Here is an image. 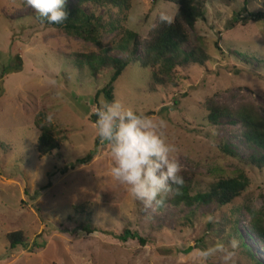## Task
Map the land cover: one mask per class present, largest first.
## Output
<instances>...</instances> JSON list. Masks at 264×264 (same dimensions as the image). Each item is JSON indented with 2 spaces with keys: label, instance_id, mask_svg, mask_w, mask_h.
I'll list each match as a JSON object with an SVG mask.
<instances>
[{
  "label": "rangeland",
  "instance_id": "1",
  "mask_svg": "<svg viewBox=\"0 0 264 264\" xmlns=\"http://www.w3.org/2000/svg\"><path fill=\"white\" fill-rule=\"evenodd\" d=\"M177 2L132 0L127 27L145 37L162 13L174 19ZM244 8L264 12V0L207 2V19L196 24L192 36L206 38L209 69L189 67L153 92L148 71L133 63L115 84L114 102L166 122L159 130L175 146L179 174L192 195L242 171L250 179L244 195L227 206L160 208L145 207L111 178L110 148L96 125L97 110L108 103L98 93L111 73L96 77L75 61L77 52L99 53L100 47L40 24L26 0H0V264L264 263V243L249 227L248 210H264V169L247 167L219 148L230 141L246 157L250 151L237 136L241 127L215 129L206 118L209 98L233 108L249 100L264 115V20L244 24ZM120 36L111 32L104 39L113 57L128 54L118 48ZM43 111L54 115L55 130L67 138L41 158L35 121ZM85 158L89 161L79 162ZM79 206L87 210L83 216ZM232 216L238 234L228 225ZM83 221L97 231H83ZM125 228L147 243L122 240ZM15 232L28 247L11 248L9 236Z\"/></svg>",
  "mask_w": 264,
  "mask_h": 264
},
{
  "label": "trees",
  "instance_id": "2",
  "mask_svg": "<svg viewBox=\"0 0 264 264\" xmlns=\"http://www.w3.org/2000/svg\"><path fill=\"white\" fill-rule=\"evenodd\" d=\"M210 0H178V8L171 24L162 23L160 16L156 25L145 37H141L137 32L127 27L129 11L132 0H78L75 4L72 0H66L65 9L68 12V19L62 24H50L47 21L35 19L43 25L52 26L66 33L79 36L84 41L98 45L100 52H77L76 63L83 69L88 65L92 74L99 77V72L107 71L111 73V80L106 87L101 90L108 103L114 102L115 84L123 73L133 63H138L140 69L147 70V77L150 79L148 86L151 91H157L160 87L174 83L180 76L181 71L199 66L209 69L208 63L211 54L206 38L194 40L192 30L200 20L207 19L206 4ZM87 6H90L89 9ZM104 10V13L100 11ZM242 22L264 20V12H248ZM238 15L240 13L238 12ZM238 19L235 18L236 21ZM114 32L121 35V42L118 48L128 53L126 57L118 58L110 55L108 45H104L107 34ZM219 45V42H216ZM238 53V52H237ZM242 55L243 52H239ZM145 76V75H144ZM208 111V123L217 129L223 125H235L242 128L237 134L241 138L243 147L250 151L246 157H242L237 149L240 145H233L230 141H221L219 148L222 153L239 159L247 167L264 169V115L253 102L247 100L239 103L237 107L219 103L215 98H209L206 102ZM46 112L39 113L35 126L40 132L36 150L39 156L45 157L59 150L67 136H62L61 131L55 130L53 122H47ZM89 158L79 161L84 163ZM184 178V177H183ZM185 181V179H184ZM250 179L240 172L236 177L224 178L213 184L210 190L191 194V185L186 181L180 188L179 194L175 191L170 196L164 197V202L159 205L163 208L171 203L174 206L186 204L216 203L220 206H227L242 197L249 187ZM176 186L173 185L175 190ZM264 197V195H263ZM243 207V206H242ZM80 216L87 211L85 206H79ZM240 210V207L237 209ZM253 214L249 220V227L253 233L264 243V210L259 213L248 209ZM228 225L232 226L233 232L238 234L233 216ZM81 229L91 234L97 229L91 222L83 221ZM11 248L17 249L19 246L28 247L29 242L20 233L15 232L10 236ZM122 240L128 241L130 238H138L142 245L147 240L136 235L129 228H125L119 236ZM257 264H264L258 261Z\"/></svg>",
  "mask_w": 264,
  "mask_h": 264
},
{
  "label": "clouds",
  "instance_id": "3",
  "mask_svg": "<svg viewBox=\"0 0 264 264\" xmlns=\"http://www.w3.org/2000/svg\"><path fill=\"white\" fill-rule=\"evenodd\" d=\"M35 9L37 19L50 24H62L68 19L66 0H26ZM162 23L173 22L170 15L161 14ZM98 136L108 142L112 167L111 178L126 186L133 197L145 207L159 206L167 193L179 194L185 181L180 175L181 166L173 155L174 145L167 142L158 123L119 102L104 103L96 112ZM47 122L54 121L48 114ZM173 185L176 186L175 190Z\"/></svg>",
  "mask_w": 264,
  "mask_h": 264
},
{
  "label": "water",
  "instance_id": "4",
  "mask_svg": "<svg viewBox=\"0 0 264 264\" xmlns=\"http://www.w3.org/2000/svg\"><path fill=\"white\" fill-rule=\"evenodd\" d=\"M101 139V138H100Z\"/></svg>",
  "mask_w": 264,
  "mask_h": 264
}]
</instances>
